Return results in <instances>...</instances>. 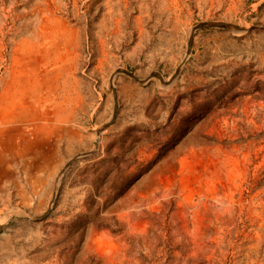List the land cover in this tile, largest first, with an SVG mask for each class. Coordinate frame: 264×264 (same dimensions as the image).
<instances>
[{
  "label": "rangeland",
  "instance_id": "1",
  "mask_svg": "<svg viewBox=\"0 0 264 264\" xmlns=\"http://www.w3.org/2000/svg\"><path fill=\"white\" fill-rule=\"evenodd\" d=\"M0 264H264V0H0Z\"/></svg>",
  "mask_w": 264,
  "mask_h": 264
}]
</instances>
